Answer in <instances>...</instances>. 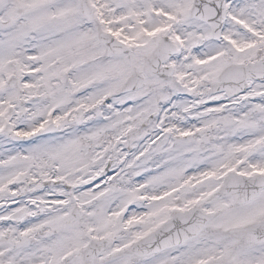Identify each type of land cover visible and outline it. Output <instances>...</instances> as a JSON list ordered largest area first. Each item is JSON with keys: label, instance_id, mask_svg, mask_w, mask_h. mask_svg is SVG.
<instances>
[{"label": "snow or ice", "instance_id": "obj_1", "mask_svg": "<svg viewBox=\"0 0 264 264\" xmlns=\"http://www.w3.org/2000/svg\"><path fill=\"white\" fill-rule=\"evenodd\" d=\"M0 264H264V0H0Z\"/></svg>", "mask_w": 264, "mask_h": 264}]
</instances>
